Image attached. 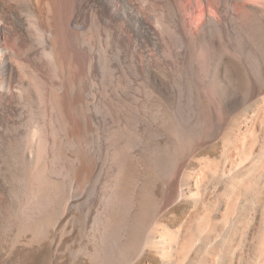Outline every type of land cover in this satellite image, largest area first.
<instances>
[{"label": "bare ground", "instance_id": "obj_1", "mask_svg": "<svg viewBox=\"0 0 264 264\" xmlns=\"http://www.w3.org/2000/svg\"><path fill=\"white\" fill-rule=\"evenodd\" d=\"M52 230L264 264V0H0V240Z\"/></svg>", "mask_w": 264, "mask_h": 264}, {"label": "rangeland", "instance_id": "obj_2", "mask_svg": "<svg viewBox=\"0 0 264 264\" xmlns=\"http://www.w3.org/2000/svg\"><path fill=\"white\" fill-rule=\"evenodd\" d=\"M193 166L198 169L200 165L195 161ZM154 193L157 197L160 195L158 186L154 188ZM173 213L176 215V220L168 219L170 214L157 220L158 225L160 222L162 224L167 223L168 227H166L169 229H167V232L176 228L177 221L182 216L183 207H174ZM158 228H160V225ZM59 232V230L50 231L46 239L44 238L43 241L38 242L39 244L31 243L26 236L20 239L0 240V264H90L87 253L91 248L85 241H82L80 233L76 230L67 235ZM151 255H145L142 260H137L138 263L135 260L136 262L133 261L134 263L131 264H158V258Z\"/></svg>", "mask_w": 264, "mask_h": 264}]
</instances>
